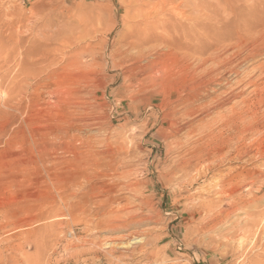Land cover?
I'll use <instances>...</instances> for the list:
<instances>
[{
    "label": "rangeland",
    "instance_id": "1",
    "mask_svg": "<svg viewBox=\"0 0 264 264\" xmlns=\"http://www.w3.org/2000/svg\"><path fill=\"white\" fill-rule=\"evenodd\" d=\"M263 28L264 0H0V264H264L234 236L264 214Z\"/></svg>",
    "mask_w": 264,
    "mask_h": 264
},
{
    "label": "bare ground",
    "instance_id": "2",
    "mask_svg": "<svg viewBox=\"0 0 264 264\" xmlns=\"http://www.w3.org/2000/svg\"><path fill=\"white\" fill-rule=\"evenodd\" d=\"M148 1H150V0H148ZM171 1V0H170ZM145 1H143V3H144ZM147 2V1H146ZM148 3V2H147ZM163 3V2H162ZM144 5V4H143ZM148 5H149V3H148ZM254 6V5H253ZM161 8V7H160ZM180 15V14H179ZM182 15V14H181ZM248 23V22H247ZM244 24V23H243ZM261 29V28H260ZM264 29V28H263ZM155 37V36H154ZM158 38V37H157ZM155 39V38H154ZM253 41V40H252ZM149 42V39L148 38H145V37H143V38H140V39H138L137 40V43H133L132 44V48L133 47H136V46H138V45H142L143 43H148ZM132 42H130V44H131ZM169 43H171L170 45L171 46H173L172 48H175V49H181L182 48V46L180 45V44H178V43H176V41L175 40H173L172 42H169ZM235 43V42H234ZM262 44V43H261ZM147 45V44H146ZM196 45H199V46H197L196 47V50H198L197 48L199 47L200 48V50H201V40H198V42L196 43V44H194V46H196ZM168 46H169V44H168ZM193 45H191V47H192ZM68 47V46H67ZM129 48V47H128ZM130 48H131V46H130ZM130 48H129V50H130ZM190 48V47H189ZM193 48V47H192ZM257 48V47H256ZM128 50V49H127ZM133 50V49H132ZM136 50V49H135ZM190 50H192V49H190ZM203 50V49H202ZM258 51V50H257ZM127 52V51H126ZM138 52V51H137ZM146 52H147V50H146ZM159 52V51H158ZM157 52V53H158ZM200 52V51H199ZM154 53V52H153ZM139 54V53H138ZM156 54V53H155ZM160 54V53H159ZM132 55V54H131ZM151 55V54H150ZM153 55V54H152ZM137 57V56H136ZM163 57V56H162ZM156 58H157V56H155V57H152V56H149V55H145V54H141L140 56H139V59L138 60H136V69H140V71L142 70V71H145V70H147L148 68H150V67H153V63L155 62V60H156ZM131 60H132V58H131ZM208 60H212V62H213V64H218V63H221V61H220V59H219V56L218 55H213L212 57H208V59H202V66H204L205 65V63L208 61ZM143 61H145L146 63H141V62H143ZM179 61H180V59H179ZM229 63V62H228ZM155 65V64H154ZM219 66V65H218ZM134 67H135V65H134ZM208 68H204L203 70H202V73H206L208 70H207ZM212 68L210 67V70H211ZM262 69V68H261ZM212 71V70H211ZM210 71V72H211ZM198 72H200V71H198ZM210 72H208V73H210ZM261 72V71H260ZM204 75H206V74H204ZM222 77V76H221ZM240 83V82H239ZM238 83V84H239ZM199 86V85H198ZM264 86V85H263ZM198 88L199 87H197V89L196 90H198ZM202 90V89H201ZM199 91V90H198ZM259 91V90H258ZM262 94L260 93V96H259V98L257 99V105L258 106H264V87H263V89H262ZM184 92V91H183ZM198 94H200V93H198ZM258 95V94H257ZM194 97V96H193ZM192 97V98H193ZM197 97V96H196ZM188 98V97H187ZM185 100V99H184ZM194 100H195V98H194ZM197 100V99H196ZM217 100V99H216ZM255 104V103H254ZM253 104V102L252 103H250V104H248V107L249 108H255L254 105ZM221 106V105H220ZM196 107V106H195ZM198 109V108H197ZM201 109V108H200ZM234 110V109H233ZM249 112V111H248ZM222 118V117H221ZM256 118V117H255ZM237 123V122H236ZM259 123V122H258ZM240 124V123H239ZM247 129H250L251 128V125H249V126H247L246 127ZM245 129V128H244ZM242 131V130H241ZM247 133H249V132H247ZM257 140V139H256ZM221 148V147H220ZM248 148V147H247ZM222 149H224V148H222ZM250 150L251 149H242V150H240L239 151V154H240V156H241V154L242 155H248L249 153H250ZM216 151V150H215ZM223 151V150H222ZM256 152H257V154H256V156L257 155H259V154H262L263 152H264V146H263V144L262 143H259V144H257V147H256ZM217 154V153H216ZM215 154V155H216ZM218 156V155H217ZM255 156V155H254ZM208 157V156H207ZM199 158V157H198ZM198 163V162H197ZM196 163V164H197ZM201 168V167H200ZM264 168V167H263ZM200 170V169H199ZM202 171V170H201ZM102 176V175H101ZM244 176V175H243ZM226 178V177H225ZM225 180V179H224ZM233 182V181H232ZM234 183V182H233ZM231 185V184H230ZM238 185H239V183H238ZM233 187V186H232ZM207 189V188H206ZM90 190V189H89ZM228 191V190H227ZM233 191V190H232ZM231 191V192H232ZM225 192V191H224ZM221 193V192H220ZM226 193V192H225ZM229 194H231L230 192H228ZM224 194V193H223ZM102 195V194H101ZM114 198V197H113ZM255 201H256V199H254ZM236 201V200H235ZM233 202V201H232ZM239 203V202H238ZM237 201L236 202H233V203H231L229 206L230 207H234V206H237ZM252 202H250V204H251ZM239 207V206H238ZM240 208V207H239ZM109 210V209H108ZM236 210H237V208H236ZM243 210V209H242ZM235 211V210H234ZM226 211H224V210H220V212L216 215V218H218V217H222L223 216V213H225ZM231 213H226V217L227 216H229ZM108 217V216H107ZM106 217V218H107ZM123 226V225H122ZM238 232V233H237ZM237 232H235V234H234V236L236 237V241H238V244H239V247H243V245L245 244V243H251L252 244V249H255L254 247H256L257 245H258V243L261 245L262 244V240H264V214H258V215H256V216H253V217H250V219H248V221L244 224V226L239 230V231H237ZM140 237H134L133 239H139ZM140 240H142V239H140ZM234 244V243H233ZM240 249V248H239ZM242 249V248H241ZM253 251V250H252ZM255 261V263L256 264H259V263H257V260L255 259L254 260ZM261 261V260H260ZM253 262V261H252ZM255 263H253V264H255ZM262 264V263H261Z\"/></svg>",
    "mask_w": 264,
    "mask_h": 264
}]
</instances>
